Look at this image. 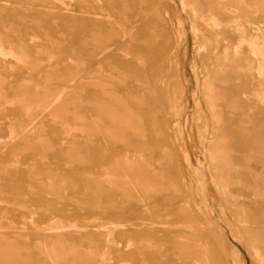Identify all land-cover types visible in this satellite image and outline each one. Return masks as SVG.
<instances>
[{"label": "rangeland", "instance_id": "1", "mask_svg": "<svg viewBox=\"0 0 264 264\" xmlns=\"http://www.w3.org/2000/svg\"><path fill=\"white\" fill-rule=\"evenodd\" d=\"M260 63L264 0H0V264H264Z\"/></svg>", "mask_w": 264, "mask_h": 264}, {"label": "bare ground", "instance_id": "2", "mask_svg": "<svg viewBox=\"0 0 264 264\" xmlns=\"http://www.w3.org/2000/svg\"><path fill=\"white\" fill-rule=\"evenodd\" d=\"M184 4V3H183ZM185 9V8H184ZM253 48V50L257 53V54H259V52H262V48L261 47H259V45L258 46H253L252 47ZM261 55V54H260ZM263 57V56H262ZM262 61V60H261ZM259 63V62H258ZM260 66H261V70H262V68H263V66H264V64L263 63H260ZM260 69V68H259ZM258 69V70H259ZM261 96V95H260ZM264 96V95H263ZM264 98V97H263ZM262 99V98H261ZM264 101V100H263Z\"/></svg>", "mask_w": 264, "mask_h": 264}]
</instances>
